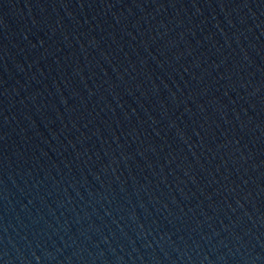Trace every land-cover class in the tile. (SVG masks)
<instances>
[{"label":"water","instance_id":"1","mask_svg":"<svg viewBox=\"0 0 264 264\" xmlns=\"http://www.w3.org/2000/svg\"><path fill=\"white\" fill-rule=\"evenodd\" d=\"M0 264H264V0H0Z\"/></svg>","mask_w":264,"mask_h":264}]
</instances>
